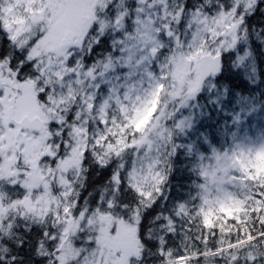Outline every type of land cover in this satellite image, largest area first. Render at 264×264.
<instances>
[{"label": "snow or ice", "instance_id": "obj_1", "mask_svg": "<svg viewBox=\"0 0 264 264\" xmlns=\"http://www.w3.org/2000/svg\"><path fill=\"white\" fill-rule=\"evenodd\" d=\"M256 157L264 0H0V264H264Z\"/></svg>", "mask_w": 264, "mask_h": 264}, {"label": "rangeland", "instance_id": "obj_2", "mask_svg": "<svg viewBox=\"0 0 264 264\" xmlns=\"http://www.w3.org/2000/svg\"><path fill=\"white\" fill-rule=\"evenodd\" d=\"M73 18H69L67 21V26L70 29L72 24H73ZM148 117L146 116L143 120H141L139 123H137V128L141 129L144 124L147 123ZM248 167H252L255 169V177L257 179L262 178V173L264 172V157H256L249 165L244 166L243 170L245 172L248 171ZM251 178V177H249ZM243 201L233 198L230 199L229 203L227 204H221L218 208L215 210L209 209L204 213V221L207 224H215L217 220L223 219L224 222L226 223L227 220L230 217L238 215L243 207ZM223 214V216H221Z\"/></svg>", "mask_w": 264, "mask_h": 264}, {"label": "trees", "instance_id": "obj_3", "mask_svg": "<svg viewBox=\"0 0 264 264\" xmlns=\"http://www.w3.org/2000/svg\"><path fill=\"white\" fill-rule=\"evenodd\" d=\"M260 180H261L262 182H264V172L262 173V178H261ZM245 211H246L245 209H242L241 212H240L238 215L233 216V217H230V218H235V219H237L238 221H240L241 223H243V220H240V217L244 214ZM230 218H229V219H230ZM247 219H248V217H247V216H244V220H247ZM204 223H205V225L208 226V227H213V226H214V224H207L205 221H204Z\"/></svg>", "mask_w": 264, "mask_h": 264}]
</instances>
